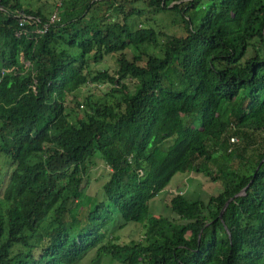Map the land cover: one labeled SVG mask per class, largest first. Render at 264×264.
Instances as JSON below:
<instances>
[{
    "label": "trees",
    "instance_id": "trees-1",
    "mask_svg": "<svg viewBox=\"0 0 264 264\" xmlns=\"http://www.w3.org/2000/svg\"><path fill=\"white\" fill-rule=\"evenodd\" d=\"M38 2L0 0V264H264V0Z\"/></svg>",
    "mask_w": 264,
    "mask_h": 264
},
{
    "label": "rangeland",
    "instance_id": "rangeland-1",
    "mask_svg": "<svg viewBox=\"0 0 264 264\" xmlns=\"http://www.w3.org/2000/svg\"><path fill=\"white\" fill-rule=\"evenodd\" d=\"M23 1V0H21ZM34 2V1H38V0H28ZM46 2L42 8H44L45 10L48 8L49 6H52L55 4V0H39L38 3H42V2ZM34 4V3H32ZM54 8V6H53ZM52 8V10H53ZM157 18L161 19V16L158 15ZM177 28H175L176 30ZM91 67L93 68H107L108 71L113 72L116 69V63L114 61V58L110 57V56H103L101 60H99L98 62H94L91 63ZM88 85H83L81 87L82 93H86L89 90H91L93 88V90L95 89L92 85H90L89 83H87ZM104 84H99L97 86V88L99 89H103L104 88ZM170 137L166 138L163 141V145H166L168 142H170ZM229 140H235L234 137H230ZM106 166L102 167V162H98L90 171H89V176H88V185L86 187L87 190H89L90 193H95V191L100 187L105 173H106ZM201 178L199 176L197 177H190L189 174H180L179 172L175 173V175L171 178L170 180V185L168 186L169 190H173L176 187H179L181 189V191L185 192L186 194H190L192 197L197 196L202 198V199H206V197L208 196L209 193L216 191V186H214L213 184H211L210 182H206V183H200ZM172 181V182H171ZM160 196L161 194L158 193L156 195L153 196V198L155 199V212L157 213H162V214H167V211L165 209L162 208V203L160 202ZM142 231L143 229L140 227V224L137 222L134 223H129L126 226L117 229L116 232H119L121 234V238L119 240H128L130 238H141L142 237ZM92 253V252H91ZM90 253V254H91ZM88 254V255H90ZM89 258V256L87 257V259ZM94 262H90L88 264H93ZM76 264H85L82 262H78ZM97 264H118L116 260L110 258L108 255H103L100 260L97 261Z\"/></svg>",
    "mask_w": 264,
    "mask_h": 264
},
{
    "label": "built area",
    "instance_id": "built-area-1",
    "mask_svg": "<svg viewBox=\"0 0 264 264\" xmlns=\"http://www.w3.org/2000/svg\"><path fill=\"white\" fill-rule=\"evenodd\" d=\"M59 4L60 0H55L54 8L49 14L48 19L46 21L41 22L40 26L34 29L36 32H44L52 21L58 19L59 16L57 12ZM12 16L16 18L17 24L19 26H24V24H29L33 22H39L38 17L32 13H24L22 11L14 10V12H12ZM1 71H3V69H1Z\"/></svg>",
    "mask_w": 264,
    "mask_h": 264
},
{
    "label": "water",
    "instance_id": "water-1",
    "mask_svg": "<svg viewBox=\"0 0 264 264\" xmlns=\"http://www.w3.org/2000/svg\"><path fill=\"white\" fill-rule=\"evenodd\" d=\"M263 159H264V155L260 158V161L263 160ZM260 161H259V162H260ZM246 186H247V184H245V185H244L243 187H241L237 192H235L233 195L229 196V197L224 201L222 207L220 208V210H219V212H218V216H220L221 211H222V209L224 208V206L227 204V202H228V201H229L234 195L241 194V193L244 191V189H245ZM228 235H229V234H228Z\"/></svg>",
    "mask_w": 264,
    "mask_h": 264
}]
</instances>
